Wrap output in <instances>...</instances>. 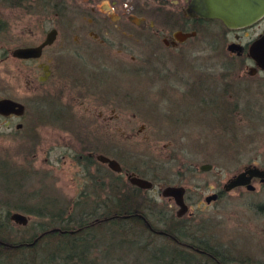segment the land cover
Masks as SVG:
<instances>
[{
	"label": "rangeland",
	"instance_id": "obj_1",
	"mask_svg": "<svg viewBox=\"0 0 264 264\" xmlns=\"http://www.w3.org/2000/svg\"><path fill=\"white\" fill-rule=\"evenodd\" d=\"M42 1L0 0V93L8 92L28 103L33 98L37 104L20 121L26 123L24 135L10 132L0 121V206L6 201L13 206L9 208L27 217V225L20 228L0 216L5 222L0 225L4 235L28 238L46 220L33 212L39 208L74 213L81 207H94L92 202L75 205L69 199L82 192L101 195L94 181L85 186L79 163L75 166L69 159L72 134L78 153L85 145L97 150L103 145L123 168L153 181L155 190L142 191L141 206L156 228L164 227L163 220L176 222L170 220L174 217L188 225L189 232L232 256V264L242 260L264 263V182L252 180L251 191L245 187L222 190L227 179L247 165L264 168V74L250 78L248 61L226 50L220 56L209 52L202 44L201 28L220 34V27L205 23L196 29L200 37L170 52L153 49L144 40L143 52L133 53V61L111 49L101 52L103 58L95 51L86 57V63L70 60L56 68L58 83L89 93L85 91L87 99H74V105L63 113L51 99L40 102L38 90H32L30 79L41 71L35 68L28 76L24 70L33 63L13 59L9 53L52 28L39 5ZM263 28L264 21L253 32ZM221 35L227 41L232 38L231 34ZM58 40L53 49H61ZM131 66L141 70L129 72ZM99 99L109 103L107 108L103 106L104 122L88 117L97 113ZM201 165L210 168L200 170ZM111 177L128 183L123 172L109 173L108 180ZM166 186L184 188L187 209L179 218L174 200L161 195ZM217 191H222L219 198L204 201ZM100 210L98 207L96 214ZM106 242L108 239L99 241L97 249L102 252H91L84 264H150L141 250L126 247L106 256L104 250L111 246Z\"/></svg>",
	"mask_w": 264,
	"mask_h": 264
},
{
	"label": "flooded vegetation",
	"instance_id": "obj_2",
	"mask_svg": "<svg viewBox=\"0 0 264 264\" xmlns=\"http://www.w3.org/2000/svg\"><path fill=\"white\" fill-rule=\"evenodd\" d=\"M190 1L191 0H52L47 2L43 0L39 5L42 7L44 16L52 23V28L37 36L32 43L18 45L11 49L9 53L13 59L33 63L32 67L27 65L24 70L28 76H30L35 68L41 71V73L36 75L35 78L30 79L32 90H38L40 102H46V100L49 101L51 99L53 102L57 103L58 108L61 109L60 111L63 113L66 112L65 108L67 106L74 105V99L78 100L82 97L87 99L86 92L88 93V91L85 88L69 89L62 86L58 83V76L55 72L56 68L65 63H70V60H75V64L82 63L83 61L86 63V57L88 55H94L95 51H99V56L103 58V54H105V52L108 53L111 49H114L116 53H120V55L124 57H130L133 61L135 55H138V50L143 52V50L140 49V46L144 40L146 43L151 44L153 49L158 48L170 52L171 50L177 49L187 40L197 36L200 37L201 34H198V30L196 29L205 23H217L220 27V34L209 32V28H201V31L204 33L202 37H205L202 44L209 52L213 53L215 56H220L223 53V50H226L231 56H234L237 59L243 58L248 61L251 63V66H249L247 70V74L250 78L259 74H264V70H261L256 66L255 61L249 54V46L264 33V28L257 33L253 32L254 28L264 21V17L247 27L227 29L217 19H205L190 16L187 13V7ZM251 31L255 34H250ZM49 32H53L52 42L48 45L41 46L46 40ZM192 32L194 34L184 40H180L176 36L177 33ZM205 32H207V34H205ZM221 33L226 35L231 34L232 38L227 41L225 35L223 37ZM58 37V47L61 48L60 50L53 49ZM242 38L245 39V41H243ZM229 46L236 47L237 50L235 48L234 52H232L228 49ZM38 47H40V49L37 51L36 56L18 58L12 54L13 50L16 48ZM82 47L87 48V50L82 51ZM101 52L103 54H101ZM65 54L69 55V60L65 59ZM130 68L128 70L132 73L141 70L139 67L134 66H131ZM154 73H157V71L154 70ZM48 83H50L49 86L52 87H47L46 85H48ZM36 84H38L39 87ZM34 86H36V88ZM71 89L79 90L72 91ZM205 98L206 97L202 99L205 100ZM1 99H9L23 106V112L19 115L14 113L8 115L0 114V121L10 132H13L14 134L21 133V135H24L22 130L24 126L26 129V123L24 125L23 122L20 121L25 120L27 117L26 114L28 108L35 109V106L37 105L36 101L33 98H29V104L26 100H22L8 92L0 93V100ZM59 99L63 100L64 103H58L56 100ZM99 100L101 102L98 101L100 107L97 108V113L88 114V117L91 120L95 117L104 122L107 121V117L104 114L103 109L105 108L103 106L106 105L107 108L109 103L105 99ZM102 101L104 102L102 103ZM93 111L95 110H92V112ZM30 117L31 116H29V118ZM18 119L19 121H16ZM70 138L71 143L68 146V151L70 152L69 159L75 164V166H77V162L79 163L80 168L83 170L82 180H84L85 186L90 187V182L94 181L97 186H100L102 191V193H100L101 195L97 193L95 197L91 194H86L85 192H82L83 194L78 193L71 196L69 199L73 200L76 203L75 205L78 204L77 202L97 199L107 201L109 199L110 187V179L108 180L109 173L120 175L123 172L129 188H134L132 189L134 192L138 187L129 182V176L148 180L138 171H132L131 168L130 170L128 168H123L119 159L114 156L110 150L108 151L105 146L102 145L101 150H97L85 145V148H82V151L78 153L75 146V139L72 134H70ZM101 157L115 160L120 166V171L117 172L111 170L107 163L100 159ZM247 166L256 165L251 164ZM254 179L258 178H253L252 180ZM258 180L260 183L264 182L260 179ZM148 181L151 183L149 189H138L143 191H154L155 185L153 181ZM221 192H214L217 194V198H219ZM184 195L185 194L183 193V201L185 203ZM4 203L3 207L0 206V216L14 222L11 220V215L14 213L20 214V212L9 208L10 206H13L7 204L6 201ZM185 205L187 207L186 203ZM84 215H86V213H84ZM180 215L179 211H177L176 216L179 218ZM4 223L5 222L0 221V225L3 226ZM26 225L27 224H16V226L20 228L25 227ZM27 239L28 238L25 239L22 236L18 238V240L23 242Z\"/></svg>",
	"mask_w": 264,
	"mask_h": 264
},
{
	"label": "trees",
	"instance_id": "obj_3",
	"mask_svg": "<svg viewBox=\"0 0 264 264\" xmlns=\"http://www.w3.org/2000/svg\"><path fill=\"white\" fill-rule=\"evenodd\" d=\"M142 191H131L127 183L111 177L109 192L116 198L110 196L109 203L86 201L94 207H81L74 213L43 208L33 211L46 220L26 241L4 235L0 228V264H84L91 252H102L97 247L105 239L111 245L104 250L106 256L126 247L141 250L150 264H232V256L208 239L199 238L196 232H189V226L177 218L170 219L176 222L163 220L164 227L156 228L149 220L150 213L142 210ZM98 207L101 210L96 214ZM156 242L161 244L153 247ZM240 263L259 264L249 260Z\"/></svg>",
	"mask_w": 264,
	"mask_h": 264
},
{
	"label": "water",
	"instance_id": "obj_4",
	"mask_svg": "<svg viewBox=\"0 0 264 264\" xmlns=\"http://www.w3.org/2000/svg\"><path fill=\"white\" fill-rule=\"evenodd\" d=\"M187 13L192 17L217 19L227 29H238L250 26L264 17V0H191L187 7ZM192 34L194 33H177L176 36L178 39L184 40ZM52 39L53 32H49L41 46L50 44ZM40 47L16 48L12 54L18 58H28L36 56ZM235 48L229 46L228 49L234 52ZM249 54L255 61L256 66L264 70V33L249 46ZM22 112L23 106L21 104L9 99L0 100V114L8 115L14 113L19 115ZM100 159L107 163L111 170L120 171V166L115 160L106 157H101ZM209 168L210 165L200 166V170H208ZM253 178L264 181V168L257 166L244 167L241 171L227 179L222 185V190L227 192L237 187H245L251 191L254 189L251 185ZM128 180L131 184L142 189H149L151 187V183L146 179L129 176ZM183 193V188L179 186H166L161 189L162 196L173 198L175 204L179 207L180 214L184 213L187 209L183 201ZM216 198L217 194L213 193L205 197L204 201L210 203L216 200ZM11 220L23 225L27 223V217L19 213L12 214Z\"/></svg>",
	"mask_w": 264,
	"mask_h": 264
}]
</instances>
